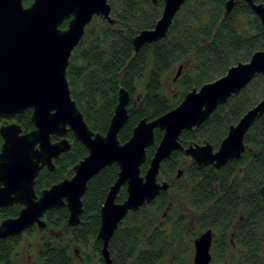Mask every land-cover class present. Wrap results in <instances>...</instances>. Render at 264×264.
I'll return each mask as SVG.
<instances>
[{
	"label": "trees",
	"instance_id": "trees-1",
	"mask_svg": "<svg viewBox=\"0 0 264 264\" xmlns=\"http://www.w3.org/2000/svg\"><path fill=\"white\" fill-rule=\"evenodd\" d=\"M31 0H22L28 6ZM227 0H187L175 15L167 36L144 45L137 53L133 37L142 29L152 28L159 18L163 0H108L113 24L94 17L74 48L66 69L72 99L88 127L105 134L117 103L119 88H125L130 100L128 119L118 133L121 143L127 141L134 126L142 119L152 120L175 107L192 88L214 81L227 70L250 59L255 51L264 50V30L258 17L243 0H236L226 13ZM261 0H254L255 3ZM64 22L60 28H65ZM182 65L179 77L164 89L165 78ZM262 95V96H261ZM264 96V75H258L237 95L217 107L209 118L192 131H183L181 142H208L217 148L230 125ZM30 110L15 116V122L28 132L32 129ZM155 141L162 132L155 130ZM73 140V147L55 161V169H43L35 181V190L73 175V166L87 155V150ZM1 142V138H0ZM245 150L240 159L224 167L202 169L175 151L161 163V179L169 182L168 190L120 222L109 241L111 264H189L191 240L203 229L217 231L212 248L214 261L236 264L241 253L247 255L239 264H264V200L259 189L264 180V115L256 120L244 136ZM154 146L146 150L141 174L148 167ZM184 175L176 179L178 169ZM118 173L116 164L103 168L87 183L82 196L83 212L76 226L67 224L66 208L45 212V227L26 231L45 236L49 230L63 234L40 245L33 264L79 263L71 250L93 240L98 261L101 242L96 240L100 224V207ZM126 197L124 187L117 201ZM208 205V207H206ZM20 205L0 209V220L14 217ZM197 218H192L193 213ZM240 217L242 218L241 220ZM57 234V235H59ZM230 234L233 239L230 241ZM46 238V236L44 237ZM41 241V240H40ZM17 237L0 240V264H16ZM250 254V258H248Z\"/></svg>",
	"mask_w": 264,
	"mask_h": 264
},
{
	"label": "water",
	"instance_id": "water-1",
	"mask_svg": "<svg viewBox=\"0 0 264 264\" xmlns=\"http://www.w3.org/2000/svg\"><path fill=\"white\" fill-rule=\"evenodd\" d=\"M153 4L157 0H151ZM187 0H163L159 18L152 28L140 30L132 39L134 52L144 45L167 36L175 15ZM258 17L264 30V0H243ZM236 0H227L229 13ZM94 17L113 24L108 0H0V118L12 120L30 110L33 129L23 133L15 122L0 126V209L21 205L14 217L0 220V240L18 236L36 225L45 227L46 211L65 207L67 224L76 226L83 212L82 196L88 181L103 168L116 164L117 177L100 207V224L95 236L101 242L104 264H111L109 241L129 212L150 204L169 187L159 181L161 163L175 151L182 152L198 166L223 167L238 160L245 150L244 136L264 115V96L238 122L230 125L219 147L194 144L183 147L180 136L202 125L232 95L239 94L258 75H264V50L255 51L246 62L231 66L214 81L192 88L175 107L147 120L142 118L127 141L121 143L118 133L128 119L130 95L119 88L117 103L105 134L94 133L72 99L66 69L74 48ZM66 22L65 28L60 26ZM183 66L177 67L175 77ZM155 130L162 132L155 141ZM71 132L87 150V155L73 166V175L41 191L36 196L35 179L40 170L54 169L53 159L70 146L65 138ZM56 136L58 141L52 142ZM154 152L144 174L141 166L146 150ZM182 174L180 169L176 178ZM124 187L126 197L118 202ZM264 199V181L261 187ZM212 231L202 232L194 239L192 264H209Z\"/></svg>",
	"mask_w": 264,
	"mask_h": 264
},
{
	"label": "flooded vegetation",
	"instance_id": "flooded-vegetation-1",
	"mask_svg": "<svg viewBox=\"0 0 264 264\" xmlns=\"http://www.w3.org/2000/svg\"><path fill=\"white\" fill-rule=\"evenodd\" d=\"M32 2V0L30 1V3ZM29 3V4H30ZM13 120V122H15V120L14 119H12ZM0 121H3L5 124L7 123V121L5 120V119H1L0 118ZM16 123V122H15ZM201 126V125H200ZM32 129H33V126H32ZM31 129V130H32ZM192 131V130H191ZM22 132L23 133H26L25 131H23V129H22ZM70 135H72V133L71 132H69V133H67V135L65 136V138L67 139V141L69 142V144H70V146H69V148H68V150L66 151V152H63V153H61L60 154V156L57 158V159H53V164H54V169H55V161H57V160H59L61 157H62V155L63 154H65V153H68L71 149H72V147H73V140L70 138ZM72 137H73V135H72ZM181 137V136H180ZM1 138V137H0ZM59 140V138L58 137H56V136H52L51 137V141L52 142H55V141H58ZM180 142H181V139H180ZM221 142V141H220ZM1 143H2V139H1V142H0V146H1ZM208 142H194V141H188V142H186V144L185 145H183L182 144V142H181V144H182V146L183 147H187L188 145H194V144H199V145H203V144H207ZM210 144V143H209ZM220 144V143H219ZM212 146V145H211ZM155 147V146H154ZM218 147H219V145H218ZM218 147L217 148H214L213 146H212V148H213V151H216L217 149H218ZM154 152V151H153ZM179 152V151H178ZM182 153V152H181ZM182 155L185 157V158H187V160H189L190 162H192L195 166H196V168H199V169H202V168H204V167H209V166H211V167H213V168H215L213 165H207V166H203V167H198L192 160H191V158L190 157H186L183 153H182ZM240 159V158H239ZM230 162V161H229ZM226 165V164H225ZM224 165V166H225ZM223 166V167H224ZM220 168H222V167H220ZM220 168H215V169H220ZM43 169H46V170H48L46 167H44V168H42L41 170H43ZM53 169V170H54ZM180 169V168H179ZM40 170V171H41ZM52 170V171H53ZM181 171H182V174H181V176L182 175H184V170H183V168H181L180 169ZM49 172H52V171H50V170H48ZM176 175V174H175ZM180 176V177H181ZM179 177V178H180ZM37 178V177H36ZM175 178H176V176H175ZM176 179H178V178H176ZM158 180L159 181H166V180H163V179H161V173H159V177H158ZM35 181H36V179H35ZM264 181V180H263ZM263 181H262V184H263ZM169 183V182H168ZM262 184H261V186H260V189H259V192H260V195H261V198L263 199V197H262V192H261V187H262ZM48 188V187H47ZM169 188V187H168ZM45 189V188H44ZM43 190V189H42ZM42 190H40L39 192H37L36 190H35V184H34V191H35V194H36V196H39L40 195V193H41V191ZM161 193V192H160ZM264 200V199H263ZM146 205H149V204H146ZM206 207H208V205L206 206ZM20 208H21V205H20ZM63 208H65V207H63ZM67 210V209H66ZM193 214V216H192V218H194L195 219V221H196V218H197V216H196V214L197 213H195V215H194V212L192 213ZM242 218L240 217V219L239 220H241ZM43 220H45L44 219V216H43ZM31 227H35V228H37L38 229V227L36 226V225H33V226H31ZM44 229V228H43ZM43 229H41V230H43ZM208 229H210V228H207V229H203V230H201L200 231V233L199 234H197L194 238H192V240H191V245H192V253H191V255H190V261H189V264H192V260H193V253H194V239L196 238V237H198L202 232H204V231H206V230H208ZM211 231H212V242H211V246H210V250H209V252H210V255H211V261H210V263L209 264H228L227 263V261H224V260H222L223 258H225V255H220V260L217 262V263H214V260H213V256H212V248H213V245H214V242H215V240L217 239V237H218V234H217V231H214L213 229H210ZM57 234H59V232H55L54 230H49V233H48V236H46V238H44L45 236H43L42 237V239H39V241H40V243H38L37 245H36V247H38V251L40 252V244H43L45 241H47V240H54V239H56V236H57ZM263 234V238H264V232L262 233ZM29 237V236H31V234L28 232V231H24L23 233H21L20 235H18V236H16L17 237V243L19 244V243H22V240L24 239V238H26V237ZM59 240H62L63 239V234H59ZM15 237V236H14ZM233 234H230V241L233 239ZM47 242H49V241H47ZM232 242V241H231ZM94 244V243H93ZM86 245V244H85ZM86 246H88V245H86ZM79 249H80V247L78 248V249H74V252H75V255H76V257H78V258H80L81 259V262L80 263H84V261L85 260H88V261H91L90 260V255H87V258L84 260V258L79 254ZM235 250L237 251V255L236 256H238L239 255V253H241V255H240V259L236 262V264H239V262L241 261V260H244V259H246V257H247V255L245 254V252H242L241 251V249L240 248H235ZM27 251H29V250H26L25 252H27ZM93 254V256H94V252L92 253ZM248 258H250V254H248ZM18 259V258H17ZM17 259H14L13 261H14V263H16V261H17Z\"/></svg>",
	"mask_w": 264,
	"mask_h": 264
},
{
	"label": "rangeland",
	"instance_id": "rangeland-1",
	"mask_svg": "<svg viewBox=\"0 0 264 264\" xmlns=\"http://www.w3.org/2000/svg\"><path fill=\"white\" fill-rule=\"evenodd\" d=\"M175 73H176L175 70H173L165 78L164 89H165V91H167L169 93L174 90V88L172 89V86L169 85V80L173 76L175 77ZM173 81H175V80H173ZM261 96H259V99L262 98ZM6 121H7V123H12L13 122V120H6ZM3 124H5V123L3 121H0V126L3 125ZM38 230H40V229H38ZM48 233L45 236H48ZM57 236H59V235H57ZM42 237L43 236L40 233H31V236H29V237L27 236L26 238H24L22 240V243L18 244L17 253H18L19 257H18V259L16 261V264H33V263L36 262L35 260L39 256L38 247H36V245L38 243H40L39 239H42ZM86 245H88V246H86ZM86 245H74V246H72L71 250L74 251V249H78L80 247L79 254L84 258V260L87 258V255H90V257H91L90 260L91 261H89V264H100L99 261H98V254L95 252V249H94L93 240H91V239L88 240ZM26 250H29V251L25 252ZM93 252H94V256L92 254ZM74 256H75V259L80 263L81 259L76 257L75 253H74ZM85 261H87V260H85ZM217 262H218V260L214 261V263H217Z\"/></svg>",
	"mask_w": 264,
	"mask_h": 264
}]
</instances>
